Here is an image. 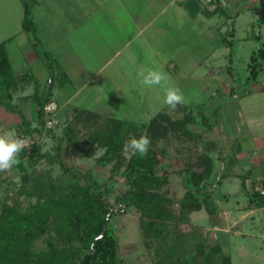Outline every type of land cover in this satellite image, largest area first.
<instances>
[{"label": "rangeland", "instance_id": "374dc122", "mask_svg": "<svg viewBox=\"0 0 264 264\" xmlns=\"http://www.w3.org/2000/svg\"><path fill=\"white\" fill-rule=\"evenodd\" d=\"M226 1L214 0L221 14L212 18L197 14L196 20L190 21L177 0H34L35 29L29 32L22 28L21 0H0V42L5 44L14 73L23 66L24 55H35L39 63L55 67L50 100L59 106V122L53 128L54 136L45 135L41 141L43 151L61 159L73 173L91 172L113 193H120L127 188L120 172L131 156L122 147L123 164L117 174L111 171L114 160L104 165L97 159L104 155L116 121L122 119L141 125L125 135L123 145L131 137L146 134L152 142L148 154L157 158L161 170H189L186 175L183 170L159 176L152 188L154 206L163 215L162 222L157 218L163 239L140 224V212L135 207L112 216L110 228L117 236L118 256L125 264H206L198 251L202 243L205 248L218 243L228 255L224 262L215 252V261L210 264H264V209L242 211L247 196L240 190V178L221 179L220 185L204 188L215 204L213 213L201 201L203 191L197 202L191 199L184 205V175L192 187L191 174L196 178L204 173L210 176L212 161L214 177L222 178L230 170L233 155L218 157L220 138L225 145L228 137L240 140L253 131H264L260 104L246 97L248 91L244 94L253 85L247 84L250 55L257 45H264V30H259L264 25V3ZM223 37L231 39L232 45ZM43 51L47 52L45 58ZM70 63H78L79 69L83 65L91 77L73 99L64 103L88 78L76 75ZM160 67L170 77L168 83L178 86L185 96L186 103L174 110L164 104L163 88L145 87L137 76L138 71ZM21 72L30 73L29 67ZM261 79L264 60L258 83ZM62 110L66 113L60 117ZM206 145L215 156L212 159L198 157ZM19 159L21 164L6 174L8 181L0 187V212L6 205L24 211L30 203L42 202L50 185L61 186L72 180L56 160L29 164L24 150ZM23 172L29 176L26 186L33 194L30 198L17 190ZM223 193L230 194L224 198ZM197 203L199 209L195 208ZM47 225L48 229L30 242L31 253L48 249L46 241L54 235L52 218Z\"/></svg>", "mask_w": 264, "mask_h": 264}, {"label": "trees", "instance_id": "16d2710c", "mask_svg": "<svg viewBox=\"0 0 264 264\" xmlns=\"http://www.w3.org/2000/svg\"><path fill=\"white\" fill-rule=\"evenodd\" d=\"M21 2L23 5L22 28L25 31L34 32L35 26L32 18L34 0H21ZM33 32L32 37L35 41L36 36ZM256 38L258 39V36ZM222 40L228 45H232L231 39L223 37ZM231 53L230 51L229 56H232ZM42 54L45 58L47 52L43 51ZM262 60H264V45L259 44L253 50L247 63V84L258 79L259 73L262 71ZM46 66L55 70L51 63ZM14 84L15 78L6 49L4 43L0 42V105L11 110H17L12 103L11 90ZM53 86L46 84L42 89L35 86L31 98L37 104L38 124L35 128H30L29 121L22 115L21 125L23 128L18 135L24 134L32 140L29 146L24 149L29 164H35L42 159L56 160L62 169L71 175L72 180L61 186H48L49 190L43 201L30 203L24 211L10 205H6L1 210L0 264H125L118 256L117 236L110 228L112 216L135 207L140 212V224L154 236L163 239L161 224L157 223V218L158 220L160 218L161 222L163 221L161 219L163 215L161 216L154 206L156 197L152 188L159 180V176L164 178L167 174L182 173L183 170L186 175L189 170L163 171L158 166L157 158L151 154H147L145 157L131 156L125 168L120 172L127 185V188L120 193H113L111 187L105 185L104 182H98L91 172L73 173L61 159L55 158L49 151H43L41 142L32 137L34 131H37L40 136L49 134L54 136V127H46V116L43 112L44 105L50 101ZM247 91L250 92L249 87L244 91V94ZM202 120H204L203 116ZM140 126V124L136 125L128 120H117L114 131L110 134L106 144L104 155L97 159L98 163L105 165L112 159L114 163L111 171L114 174L119 173L123 164L124 137L129 131H136ZM56 153L59 154V150ZM19 167L23 168L22 165ZM159 173L162 174L159 175ZM204 174L200 178L191 174L192 187L187 184L188 178L183 177V186L187 194L184 205H188L191 199L197 202L198 195H201L203 191L201 201L205 208L213 213L215 208L210 199L212 196L209 198V194L205 192L204 188L207 185L211 187L215 184L218 185L220 179L214 177V181H211L207 173ZM20 179L21 183L17 190L20 194L30 198L33 194L26 186L29 176L23 172ZM6 181L8 180L5 178L3 183ZM3 183L0 184V187ZM247 198L248 207H264V194L261 191L253 189L247 192ZM195 208H200L198 203ZM107 217V229L104 231ZM51 218L53 219L54 235L49 236L46 241L48 249L39 254L31 253L28 249L30 242L45 232ZM60 241L62 244L59 243ZM198 251L203 254L206 264H210L214 260L217 252H219L218 258L221 261L229 260L228 255L222 251V247L218 243L208 248H205L202 243Z\"/></svg>", "mask_w": 264, "mask_h": 264}, {"label": "crops", "instance_id": "0c3cea01", "mask_svg": "<svg viewBox=\"0 0 264 264\" xmlns=\"http://www.w3.org/2000/svg\"><path fill=\"white\" fill-rule=\"evenodd\" d=\"M177 1H181L182 3L181 6L179 4L177 6H180V9L182 7L183 13H185L184 15L188 16L187 18H189L190 21L196 20L197 14H199L200 17L202 16L206 18H212L215 15L222 13L221 12L222 10L219 8L218 3H214V0H177ZM196 1L201 2L203 4V8L200 6L202 9H200L199 4ZM229 1L234 2L235 0H227L226 2L229 3ZM249 1L252 3L253 2H263L264 3V0H249ZM205 27L209 28L210 26L207 25ZM259 30L260 32L263 31L264 25L261 26ZM218 32H219L218 35L220 37V31L218 30ZM227 34L229 36L234 35V33H230V34L227 33ZM257 36L259 39L260 34ZM6 53L10 61V64L12 65V62L8 55L7 50H6ZM208 57L209 56H207V58ZM23 60H24L22 61L23 66H20L21 69L24 70L27 67H29L30 73L29 72L26 74L25 72L22 73L21 69L18 72L14 73V71L12 70V74L15 78V84L11 90L12 103L16 107L17 110L7 109L3 105H0V132L15 130L16 134L18 135V133L23 128V126L21 125L22 115L25 117V119L29 121V127L32 129L35 128L38 124L37 112H36L37 104L31 98L34 88L36 85L40 87L43 84H48L47 82L51 74H53L54 76L52 86L54 85L55 70L47 68L43 62L39 63L35 55H24ZM109 60L104 62L101 65V68L105 66ZM69 61H71V57ZM31 64H33V66H30ZM70 65L75 67L74 73L76 75L88 76V78L85 79L84 82L83 81L80 82L81 84L78 85V88L72 91V93L69 94L68 97H66V99L64 100L65 101L64 103H67L68 101L73 99L74 96L77 94V92H79V90H81L84 87V85L89 81L91 77V73L87 75V72L84 70L85 67H83V65H82V69H79L77 67L78 63L76 64L70 63ZM30 77L32 79H30ZM252 84H253L251 87L252 89L246 95V97L250 96L249 99L252 103L255 102V103L260 104L261 114L263 116L264 115V79H261L259 83L257 79L255 82H252ZM75 106L78 107V105H75ZM251 107L252 106L250 105V108ZM62 113H63V110L62 112H59L60 117L62 115H65L66 112L64 114ZM32 137L33 139L39 140L41 142L44 140L45 135L40 136V134L37 131H34L32 133ZM210 138L211 137H209L207 141H209ZM219 140L220 142H222L221 138ZM220 142L218 141L219 149H220V154L218 156L219 159H222V156L224 157L223 159H225V156L228 157L230 155H233L232 156L233 158L230 157L231 168L230 170L227 171L228 175L226 174L222 178L219 177L220 183L218 185L221 184V179L240 178V190L243 194H245V196H247V192H250L253 189H257L264 194V131L262 130V132H259V133H256L255 131H253L240 140H237L236 138L228 137L225 139V145L223 144V142L222 143ZM205 147H206L205 152L204 153L201 152L198 157L203 156V157L211 158V156L213 155L209 151L210 148H208V145H206ZM222 164L225 165V163H222ZM211 166H212L210 168L211 174L210 176H208L209 179H211V177H214L213 174L215 172L216 167H214L213 161L211 163ZM183 177H182V183H183ZM234 193L235 192H233V194ZM227 194H230V193H223L222 196L226 198L228 197ZM244 208L245 209H243L242 211H245V213H253L256 210L264 209V207L263 208L248 207V198H247V201L245 202Z\"/></svg>", "mask_w": 264, "mask_h": 264}, {"label": "clouds", "instance_id": "9594fccd", "mask_svg": "<svg viewBox=\"0 0 264 264\" xmlns=\"http://www.w3.org/2000/svg\"><path fill=\"white\" fill-rule=\"evenodd\" d=\"M139 82L145 87L159 86L164 90V104L175 109L177 105L186 103L185 96L178 86L168 83L170 77L160 68H147L137 72ZM151 139L146 135L139 138L131 137L123 145V151L129 156L145 157L151 145ZM24 138L18 136L15 130L0 132V173H9L20 163L19 154L27 147Z\"/></svg>", "mask_w": 264, "mask_h": 264}, {"label": "built area", "instance_id": "2783aa9c", "mask_svg": "<svg viewBox=\"0 0 264 264\" xmlns=\"http://www.w3.org/2000/svg\"><path fill=\"white\" fill-rule=\"evenodd\" d=\"M58 109H59V106H58L57 102L54 100H50L49 102H47L44 105L43 112L46 116V127L47 128H52L56 125V123H57V117H56L57 114L56 113H57ZM18 136L24 138L27 142V145L29 146V144L32 141L29 136H26L24 134H20ZM5 178H6V174L0 173V184L4 181Z\"/></svg>", "mask_w": 264, "mask_h": 264}, {"label": "water", "instance_id": "95a60500", "mask_svg": "<svg viewBox=\"0 0 264 264\" xmlns=\"http://www.w3.org/2000/svg\"><path fill=\"white\" fill-rule=\"evenodd\" d=\"M53 78H54V76H53V74H51L49 79H48L49 86H52ZM107 221H108V217L106 218V222H105L104 229H103L104 231H106V229H107Z\"/></svg>", "mask_w": 264, "mask_h": 264}]
</instances>
